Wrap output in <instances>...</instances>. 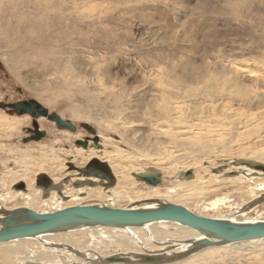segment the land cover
<instances>
[{"label": "rangeland", "instance_id": "374dc122", "mask_svg": "<svg viewBox=\"0 0 264 264\" xmlns=\"http://www.w3.org/2000/svg\"><path fill=\"white\" fill-rule=\"evenodd\" d=\"M7 1L0 0V11L3 13ZM53 1L49 4L55 8L59 0ZM81 1L66 0V5L62 7L58 4L61 8L55 9V14H51L53 16L49 14L50 17H47V23L51 28L49 35L60 36L61 32L55 25L62 13H65V16L61 15V17L71 14L67 24L77 26L80 32L75 36L76 43L68 40L69 42H60L58 45L66 53L65 58L71 60L73 75L67 76L61 71L48 70L38 60L24 66L10 56L0 57V114L23 122L27 117H31L29 124H23L10 132H0L1 178L12 179L10 170L16 171L15 173L23 171L22 156L25 152L28 153L30 148L41 150L55 146L54 148L65 150H70L71 147L89 149L97 148L95 145L98 143L97 149L112 152L113 155L125 156L131 153L132 156L129 158L126 157L127 155L124 157L123 165L127 169L146 170L158 167L167 170L169 168L171 175L167 173L168 171H162V181L161 179L157 181L161 191L165 193L167 188L173 187L172 182L179 180L175 173L177 167L173 168V171L170 169L171 165L175 166L178 162V167L191 165L192 155L189 151H179V149H173V153L169 154L166 149L168 147L166 139L154 131L156 130L154 126L150 127L153 120L157 119L156 114H159L162 87L166 89L167 96L179 93L182 96L181 98L179 95L180 101L186 96L185 89L188 87L207 99L206 102L199 99L202 101L200 104L196 103L197 99L188 101L189 103L185 99L183 104V115L186 114L184 116L187 120L193 118L191 120L194 123L201 121L199 126L200 128L202 126L205 133L221 136L226 142H230L233 149L236 144L242 143L249 148L264 146L262 137L264 136V0ZM29 7L24 3L20 12L27 18L33 19L34 11ZM72 18L76 19L75 22ZM1 38L0 32V40ZM13 45L19 44L14 41ZM9 49L11 48L0 46V54L9 52ZM256 61H260V64L254 67ZM245 66L261 71L263 77L258 80L250 76L242 70L246 68ZM171 86H176L177 91ZM204 92L211 94L209 96ZM242 99H245V102ZM32 100L47 108L51 114H57L64 120L72 122L76 127L75 131L59 129L57 124L47 117L36 120L28 114L19 115L9 107H4L7 104ZM194 112L200 113L197 115L199 117H195ZM191 115L196 119L193 116L190 118ZM240 120L242 124L238 125ZM35 124L38 125L39 130L46 133V136L41 140L24 142L26 138L32 136ZM64 131L71 136L66 139ZM261 134V138H258ZM108 139H111L113 145L107 143ZM55 140H60L61 143L55 144ZM162 143L166 144V147ZM84 144L87 146L85 147ZM234 152L230 150L229 154L232 157L225 161L215 158L217 164L213 166L208 159H204V162L198 163L199 165H191V171L202 175L200 176L202 181L204 179L206 182L210 181L209 192H204L199 199L197 198L198 204L190 203L191 207L200 209L215 197L232 191V185L225 179L238 176L237 167L244 166L237 160L238 156ZM33 154L36 156L33 163L34 160L39 162L38 151ZM233 154H236L237 158ZM147 156L149 159H146ZM180 158L185 164H181ZM95 160L97 159L82 166L73 162L71 157H66L62 162L63 169L58 168L60 170L57 171L59 163H52L45 166L47 172L40 173L37 165L31 167L32 172L29 177H34L36 185L49 187L54 184L52 175L67 181L75 176L80 177L82 173H89L87 168ZM116 163V160L111 161V165ZM193 166L194 168L197 166L198 170L193 169ZM226 167L234 168L230 173L225 174L228 170ZM53 168L56 172L54 174H52ZM3 172H9V175L4 176ZM173 173L175 174L172 175ZM216 179H222V186L216 184ZM23 182L25 181L21 180L11 187L25 190L26 183ZM136 183V187L142 191H147L149 188L142 180ZM7 190V187L2 188L0 193L5 194ZM61 196L64 197V203L70 202L67 200L70 198H65L64 194L61 193ZM94 203L95 200L89 199L83 202V205ZM104 203L110 204L108 201ZM129 204L124 200L120 207L125 208ZM50 206L42 208L53 209L55 205ZM225 212L227 213V209H224L223 213L209 209L203 214L226 215ZM247 212V219L260 220L264 217V204ZM220 251L219 254L212 253L208 257L209 260L202 258L194 264H238V259L231 262L227 257L229 258L230 254L240 253V250H227V254L223 253L224 249ZM261 263L264 264V260H261Z\"/></svg>", "mask_w": 264, "mask_h": 264}, {"label": "bare ground", "instance_id": "6f19581e", "mask_svg": "<svg viewBox=\"0 0 264 264\" xmlns=\"http://www.w3.org/2000/svg\"><path fill=\"white\" fill-rule=\"evenodd\" d=\"M51 1H7L5 7L6 10H4L5 12L3 13L0 11V32L2 37L0 40V46L11 49H9V52H6L5 54H0V57H3L4 55L5 57L10 56L14 61H19L24 66L31 64L34 60H38L41 61L42 66L48 70L61 71L67 76L73 75L74 72L72 68L73 65L70 63L71 60H68L67 57L65 58L64 55L66 53L63 49H61V47H58V45L60 42H67L68 40H70L71 43H76L77 37L75 38V36H78L80 32L76 28L77 26L75 27L72 24H67V20L71 19L69 18L71 14L67 17H61V15H64L65 13H59L61 15L58 17V23L55 25V27H58L61 34H59L60 36L56 37L51 34L49 35L50 24L47 23V17L49 14H55V9H60V6L63 7L66 0H59L57 3L61 5L58 7L57 4L55 8L50 6ZM24 3L33 9V19L27 18L23 15V13L20 12ZM79 4L80 3L78 2V5ZM73 5L77 4L73 3ZM64 8H62V10H64ZM65 11L69 10L65 9ZM76 15L77 14H75V16ZM72 19L75 22L76 19ZM53 21H51V23ZM14 41H16V43L19 45L14 46ZM259 64L260 61H256L254 63V67H257ZM242 70L246 73H249L250 76L258 80L263 77L262 72L257 71L256 69L246 67ZM171 87L176 91L178 89L176 86ZM188 88L185 89L186 96H184L183 100L180 101L182 96L179 93L167 96L165 93L166 89L162 87V99L159 114H156L158 116L156 120H153L154 122L151 121V123H153L150 127L154 126V129L156 128L154 131H157L160 136H163L166 139L168 147L165 146L166 144H162H164L166 147L167 152L169 151V154L173 153V149H179V151H189L190 155L193 156H191V165H199L198 163L201 161L204 162V159H208L209 161L211 160L210 165L212 164L211 166H213V164H217L214 161L215 158L225 161L229 157H232V155L229 154L230 150H234L238 156L237 160H239L240 164L243 163L244 166L237 167V172L239 173L238 176L228 177L225 179L227 183L232 185L231 192L229 191L226 194L222 193L223 195L215 197L213 200L203 205V207L201 206L199 209L198 207H191V205L194 203L198 204L199 201H197V198L199 199V196L204 192H209L210 187L208 185L210 184V181L206 182L205 179L202 181V178H200L202 175L197 174L195 171H191V165H183L178 167L177 164L179 162H176L177 164L175 166L171 165V170L177 167V172L175 171V173L177 176L176 178L179 180L176 179L174 182H172L173 187L167 188V191L163 193L159 187L160 184L157 181L160 179L162 181V171L167 172L169 168L167 170H162L158 167H152L146 170L127 169V167L123 165V161L125 160L124 157L126 155L128 158L132 156L130 155L131 153L124 156L123 154L113 155L112 152L101 151V149L97 148L84 149L71 147L70 150L54 148L55 146L48 149L41 148V150L30 148V151L28 153L25 152L22 156L24 167L22 166L23 171H20L21 173H15L16 171H13V173L10 170V176H12V179L8 180L6 178L0 177V189L6 187L8 188L5 194L0 193V218L5 217L8 212H16L25 209H30L38 213H51L75 206L93 205L102 208L150 210L160 208L161 206L167 204H175L184 206L199 216L223 220L235 224H252L264 222V217L261 218L262 215L259 216V218H261L260 220H257V218L256 220L246 218L248 210L250 211L251 208H258V205L262 203L264 204V146H260V148H249L242 143L238 145L236 144L235 149H233V147L230 145V142H226V140L221 136H213L209 133H205L202 126L201 128L199 126V122L201 121L197 120L198 122L194 123V121L191 120L193 119L191 118L193 115L196 117L200 113L194 112L196 114L193 113V115L190 116L191 119L188 118L189 120H187L185 117L186 114H184L185 116L183 115V104H185V101L187 100V103H189L188 101H195L197 99L198 102L196 103L200 104L202 101L206 102L207 100L206 98L199 96V94H197L194 89ZM204 93L206 95L209 94V96L211 94L209 92ZM243 94H245V92ZM199 99H202V101ZM244 100L245 99H242V101ZM192 109L186 113L189 115ZM194 109L196 108L194 107ZM195 117L194 119H196ZM25 120L26 121L23 122L20 119H11L9 117L7 118L3 114H0V132H10L11 130L20 128L23 124H29V122H31V117H27ZM36 120H39V118ZM241 124L242 122L240 120L238 125ZM63 134L65 138L71 136V134L66 131H64ZM261 136L262 134L258 138H261ZM262 137L264 139V136ZM58 143H61V141L58 140L55 142V144ZM107 143L113 145L111 139H108ZM159 146L161 147V145ZM160 147L159 149L161 150ZM115 148L117 149L118 147ZM35 151H38L39 155L37 158L40 160L39 162L34 160L35 163H33L35 156L33 152ZM197 153L199 154L196 155ZM236 154H233L235 155V158H237ZM141 155L146 157L144 153H141ZM66 157H71L73 162L82 164V166L94 159H97L103 163L107 162L111 167L114 179H101L92 176L90 173H82L80 177L75 176L73 178H69L68 181L61 180V177L52 175L55 172V168H53L54 171L52 174H49H51V177L54 178V184L49 187H42L36 185L34 177H29V174L32 172L31 167H37V165V169H39L40 173L47 172L45 166L52 163H59L57 165V171L63 169L64 164L62 162ZM146 159H149L148 156ZM176 159H179V157H176ZM19 160L20 159H17V161ZM114 160H116L117 163L115 165H111V161ZM183 161L181 164H185ZM58 168L60 169L58 170ZM195 168L193 166V169ZM232 168L234 167H230L229 169L226 167L228 170L225 171V174L230 173ZM167 173H169V171ZM5 174L9 175V172H5L4 176H6ZM169 175L171 174L169 173ZM146 178L155 179V184L147 182ZM21 180L25 181L23 183H26L25 190H19L11 187L12 185L20 183ZM139 180L144 181L146 183L145 185L149 187L147 191H142L136 187V181L139 182ZM221 180L216 179V184H223V181ZM60 191H62L61 193L62 195L64 194L65 198H70L67 199L70 200L69 203L63 202L64 197L61 196ZM89 199L95 200V203L83 205V202ZM124 200L128 201L130 204L129 206L122 208L120 205L122 202H124ZM107 201L110 202V204L104 203ZM50 205H55L56 208L55 206L54 208L52 207L53 209L42 208L43 206ZM209 209L212 211L218 210L219 213H223L224 209H227V213L225 212L226 215H204L203 212ZM207 238L210 237L203 231L201 232L183 224L170 221H159L144 225L119 227L82 224L45 233L35 237L15 239L1 243L0 264H125L108 263L106 261L108 258L114 256L129 258L131 262H133L129 264H141L139 263V257L141 255L154 254L170 256L186 251L190 252L197 247V243L199 241L205 240ZM262 244H264V239L239 243H219L210 247L199 249L184 259L168 264H194L199 262L202 258L206 260L212 255V253H218V251L221 253V249H224L223 253L226 254L231 249L241 251H239L240 253L234 252L235 254H230L231 256L228 254L229 258L227 257V259H229L231 262L238 259V264L239 262H241V264H262L261 260H264V246ZM213 258L216 259L215 257Z\"/></svg>", "mask_w": 264, "mask_h": 264}, {"label": "water", "instance_id": "95a60500", "mask_svg": "<svg viewBox=\"0 0 264 264\" xmlns=\"http://www.w3.org/2000/svg\"><path fill=\"white\" fill-rule=\"evenodd\" d=\"M5 108L15 111L19 115L28 114L34 119L47 117L55 122L59 129L75 131V125L61 118L57 114H51L47 108L37 101L18 102L7 104ZM35 136L25 139L41 140L46 136L44 131L39 130L35 124L33 131ZM97 142V141H96ZM86 147L87 144H84ZM95 147L98 148V143ZM89 173L101 179H113V173L106 163L99 160L93 161L87 168ZM147 182L155 184V179L146 178ZM159 221L177 222L203 231L210 238L201 240L193 251H186L180 254L163 255H141V264H168L184 259L199 249L210 247L219 243H239L251 240L264 239V222L252 224H235L223 220L199 216L184 206L175 204L163 205L160 208L150 210H132L119 208H102L93 205L75 206L58 210L51 213H38L25 209L16 212H8L0 218V244L15 239L35 237L45 233L61 230L71 226L82 224H94L105 226H136ZM108 263H133L127 257L114 256L106 260Z\"/></svg>", "mask_w": 264, "mask_h": 264}, {"label": "flooded vegetation", "instance_id": "af4514ba", "mask_svg": "<svg viewBox=\"0 0 264 264\" xmlns=\"http://www.w3.org/2000/svg\"><path fill=\"white\" fill-rule=\"evenodd\" d=\"M35 136V134H34V132L32 131V136H30V137H28V138H32V137H34ZM28 138H26V139H28Z\"/></svg>", "mask_w": 264, "mask_h": 264}]
</instances>
